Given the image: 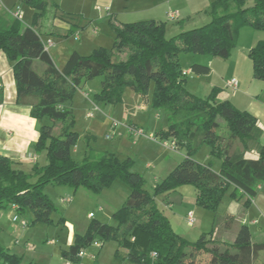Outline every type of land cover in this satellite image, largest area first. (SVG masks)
<instances>
[{"label":"trees","instance_id":"trees-1","mask_svg":"<svg viewBox=\"0 0 264 264\" xmlns=\"http://www.w3.org/2000/svg\"><path fill=\"white\" fill-rule=\"evenodd\" d=\"M20 1L35 9L33 20L24 26L22 20L0 10V51L13 62L17 103L31 106L33 118L49 120L42 123L33 145L35 151L46 152L47 164L33 167L37 179L32 181V174L14 167L9 157L0 155V211L16 205L18 214H31L34 222L51 223L56 206L44 192L48 184L100 192L115 179H122L131 192L124 205L112 214L115 224L92 219L86 233L77 234L70 249L62 253L69 261L79 264V253L97 239L102 245L114 239L119 243L118 255L125 249L122 253L130 261L141 264H255L264 252V240L254 241L247 224L239 227L233 242L222 241L214 236L215 231L221 225L228 226L231 219L216 215L213 229L197 241H190L173 229L156 198L191 184L197 191V203L217 211L231 185L236 188L232 196L242 191L239 199L246 197L248 206L264 183L263 130L257 118L236 108L230 100H218L216 88L206 98L191 93L185 85L188 75L183 74L179 59L181 52L229 58L242 27L264 31V0H212L206 10L209 22L171 37L167 36L165 21L117 24L111 19L113 47H99L88 55L73 51L62 69L45 50V40L38 29L40 18L57 4L53 0ZM83 22V17H78L76 24L60 35L70 37L78 28H87V22ZM249 55L254 76L264 80V39ZM190 67L197 75L211 70L207 64L194 63ZM99 76L104 80L95 99L113 104L122 101L126 88L147 93L154 82L153 107L169 115L167 129H161L156 136L173 137L176 148L187 151L186 157L156 184L153 194L145 188L143 175L132 171L131 158L123 160L113 152L92 149L82 160L72 155L79 138L74 131L73 95L83 81ZM219 119L225 122L227 132L222 130ZM58 124L61 131L55 134ZM232 139L239 140L242 149L232 150ZM205 144L210 155L220 160L219 171L195 159ZM249 151L257 152L258 158H247ZM140 236L147 241L144 250L131 244ZM22 261V256L11 253L0 242V264Z\"/></svg>","mask_w":264,"mask_h":264},{"label":"rangeland","instance_id":"rangeland-1","mask_svg":"<svg viewBox=\"0 0 264 264\" xmlns=\"http://www.w3.org/2000/svg\"><path fill=\"white\" fill-rule=\"evenodd\" d=\"M55 1L65 11L71 14L79 13L87 17L90 25L76 32L79 33L80 39L75 38V33L70 37H66L57 32L50 36L43 34L45 39L50 37L56 46H59V49H72L73 51L77 49L82 51L85 55L92 53L94 49L99 47H113L115 35L109 26V21L106 19L98 21V16H101L103 12L107 15L109 12L107 11L108 6L102 0ZM147 1L152 5L154 4V0H129L128 2L132 8L140 9L143 3ZM208 1L209 0H179L180 5L184 8L182 15L187 13L192 15L190 18L184 17L185 21L182 25L176 23L177 20L168 22L167 36L171 37L178 34V31H180L182 27L185 30H189L209 22L211 17L206 10L209 8L212 0H210V2ZM116 2L118 3V9L115 8L114 11H121L124 9L123 6L127 3L126 0H116ZM18 3L22 6L21 20L22 24H24V21L29 19V17L30 19L32 18V8L20 0H0L1 6L12 9H15V5ZM205 4L207 6H204ZM53 12H55L54 8L50 7L46 14H53ZM142 12L141 14H146L145 11ZM28 21L29 23L31 22V20ZM96 28L98 30L97 34L93 32ZM60 31L62 30H59V32ZM255 38L256 41L254 42L253 39ZM262 39H264V31L245 26L240 29L237 43L232 49L231 56L227 59L208 54L181 52L179 54V59L182 69L185 71H187L193 63H211V71L208 74L197 75L192 72L191 75H188L185 82L186 88L191 93L201 98L208 97L213 89L216 88L218 90V95L223 92L224 95L230 97V101L236 108L243 110L244 108L240 107H246L244 102H237V100V103L235 102L236 104L233 102L238 90L227 89L225 87V80L236 75L238 78L242 79L241 87L242 91L246 92V95L250 93L251 95H255V97L264 99V80L254 76L253 61L248 51L246 52V49H244V46L251 45V43H255L256 46ZM91 40L95 43L93 44L91 42V44H89ZM92 44L94 46H91ZM50 49L52 52L54 51L52 47ZM36 66L40 69V65ZM103 80V76L87 80L80 91L77 89L73 95L72 108L75 118L74 131L79 134L76 145L80 146V153L84 148H87V151L91 149L95 151H113L121 138L125 139L126 142L132 146V152V150L137 147V143L135 142L150 140L146 137L135 138L131 133H128L126 125L129 124L132 119L135 121H146L145 127L147 128L145 129L144 126L141 127L147 130L148 133H150L148 128L155 129L156 127V129L160 130L159 127H161V124H166L169 121V115L165 110L153 107L151 98L154 91V82H152L147 93H138L130 88H126L122 101L113 104L95 99L96 94L102 90ZM134 94H136L135 97L133 96ZM147 98H150L149 104L147 103ZM89 100H95L96 106L99 107V110L95 111V118L100 122H112V127L91 128L90 124L93 122V118H87L86 111L87 109L94 110L95 107L94 105H88V103H90ZM139 104L144 105L143 111L137 110V105ZM157 111L162 117L158 124L154 116L151 118V122L148 119L150 113L156 114ZM45 120V122L49 121L48 119ZM219 120L222 124V130L227 132L225 122L221 119ZM114 121L117 122L116 126H113ZM60 131L61 125L58 124L54 129V133L59 134ZM231 146L232 150L236 148L242 149L239 140L232 139ZM182 153H184V150ZM185 153H187L186 149ZM117 155L123 160L128 157L126 154H123V151L118 152ZM167 155L168 153L148 152L146 148L145 150L143 148H138L136 152L131 153V159L133 160L131 169L132 171L141 172L146 182L145 188L151 194L154 193L157 182L162 181L169 175L163 163V161H166ZM210 156V148L205 144L196 152L195 159L201 163H209L210 160L218 162L217 158L211 156L210 159ZM76 157H78V155H76ZM147 163L151 164L150 168H146ZM157 166L161 172H155ZM44 192L56 206V210L51 214V223L42 221L34 222L33 215L20 214V220L28 222L27 227H22L20 223L13 221L10 207L0 211V222L2 223V226L0 225V242L6 248L18 252H22V246L25 245L24 247L27 250L25 252L23 251L26 254L24 261L28 264L29 261L32 260V257L37 254H42V258L36 257L35 263L39 260L40 264H47L50 260V256L54 253L57 254L55 261H58L60 258L58 255L60 252V245H63V241L68 238L69 233L74 232L75 235H84L92 219L114 225L115 221L112 218V214L124 205L131 192V188L122 179H115L109 185L101 189L100 192H92L83 187L75 189L72 186L57 183L48 184ZM68 195H73L74 201L71 204L62 203V197H67ZM156 201L160 210L170 220L173 229L182 236L186 233L189 234V237L186 238L190 241H197L201 237L199 234H193L196 232L194 231L196 228V230L199 231V225L205 224L207 226L210 224V219L208 217L206 222L201 217V221L198 223L199 213H195V219L197 221L194 224H189L187 221L188 211L194 209V207L198 208L200 212L210 213V211H204L205 209L197 203V191L194 185H183L171 192L166 197V200L157 197ZM166 201H170L171 206ZM90 212L95 213L94 218L90 219L88 217ZM253 214L256 216L258 215L256 210H253ZM260 220L264 224V218H260ZM211 227L212 226H209L208 231L212 229ZM251 229L254 231L256 226H251ZM131 238L132 237L129 239ZM97 240L101 241L100 239ZM51 241H53V243H51ZM131 244L137 249H145L144 241L141 237H138V241ZM118 248H120L119 243L111 239L104 241L100 248L91 244L86 247L85 250L88 253L97 255L96 264H141L130 261L126 255L122 253L126 251L125 249H121V254L118 255ZM84 263L93 264L89 258H86Z\"/></svg>","mask_w":264,"mask_h":264},{"label":"crops","instance_id":"crops-1","mask_svg":"<svg viewBox=\"0 0 264 264\" xmlns=\"http://www.w3.org/2000/svg\"><path fill=\"white\" fill-rule=\"evenodd\" d=\"M102 1L108 6L107 11L109 12L107 13V15L104 14L103 12L101 16H98V21L100 20L102 21L104 19H106L107 21H110L112 19L117 24L129 23V22H135V21H144V20H155V21H165V22L172 21L173 22L174 20L169 19V14L172 12H178L179 16L176 19L177 20L176 23H179L180 25H182L184 24V21H185L184 17L190 18L192 15L188 13L182 15V11L184 8L180 5L179 0H154L153 5L147 1L143 3V6L140 7V9L132 8V6L128 2L129 0H126L127 3L125 6H123L124 9H122L121 11H118V10L114 11L115 8L118 9V3L116 2V0H102ZM189 1H192V0H189ZM53 2L56 3L55 0H53ZM208 2H210V0ZM15 6L16 8L20 7L22 10V6L20 3H18ZM204 6H207V5L205 4ZM51 7L54 8L55 12H53V14H45L38 21V29L40 30L42 35L46 34L50 36L51 34H54L56 32L60 34H65L73 25L76 24L78 17H83V21H84L83 24L87 22L88 26L90 25L89 21L87 20V17H85L84 15H81L79 13L71 14L70 12H67L64 9H62L58 4L56 7L55 6H51ZM0 10H3L1 5H0ZM32 11H33L32 18L30 19L29 17V19L24 21V26H28L31 24L33 20V15L35 13V9L32 8ZM142 11H145L146 14H141L143 13ZM141 18H145V19H141ZM28 20H31V22L29 23ZM80 29L82 28L81 27L78 28L76 32H79ZM59 30H62V31L59 32ZM182 30H185V29H183L182 27L180 31L178 32H181ZM93 32L97 34L98 33L97 28L94 29ZM43 38H44V35H43ZM48 39H51V38L50 37H48L47 39L44 38V40H48ZM78 39H80V37ZM253 41L255 42L256 38L253 39ZM91 42L93 44L95 43L94 41L91 40L89 41V44H91ZM93 44L91 46H94ZM254 46H255V43H251V45L249 44V45L244 46V49H246V52L248 51V53H250V50ZM52 48L54 51L52 52V50L49 49V53L53 61L55 62L56 66L59 69H62L66 61L68 60L69 56L72 54L73 50L72 49H59V46L58 45L56 46L55 43L52 46ZM76 51H78L82 55H85L82 51H79L77 49ZM207 65H209L211 68V63H207ZM187 71H190L189 75L192 74L191 67ZM231 78H237L239 80V88L233 99V102L235 103L236 100L237 102L239 101L244 102L246 107H240V108H244L243 110H248L250 113H252L257 118L259 126L263 130V133L261 136V142L264 145V99L260 97H255V95H251L250 93L246 95V92L242 91V87H241L242 79L238 78L236 75H234ZM231 78H228V79H231ZM228 79L225 80V87L227 89H231L226 86V81ZM84 85H85V81L82 82V85L80 86L78 91H80V89ZM133 96L135 97L136 94H134ZM218 100H231V99L227 95H224V93L222 92L218 95ZM95 103L96 101L93 100V101H90L88 105L92 106ZM147 103L148 104L150 103V98H147ZM137 110L143 111L144 105H141V104L137 105ZM89 111L90 109L89 110L87 109L86 117ZM153 116L158 124L162 118L160 113H158V111L156 114L150 113L148 117L150 122L152 121L151 118H153ZM45 121L46 120L35 119L31 116V106L19 105L17 103V85H16V81L14 77L13 62H11L7 58V56L5 55L3 51H0V155L9 157L13 161L14 167L21 169L28 174H32L31 176L32 181H35L37 179V176L33 175L34 173L33 167L36 164H38L41 167L47 164L46 152L39 153L35 151V149L33 148L34 143L39 138L40 127L42 123ZM145 122L146 121L144 122L142 120L135 121L134 119H132L130 123L126 125V129L128 130L127 128L128 125H134V126H139V127L144 126V128L146 129L147 127H145L146 126ZM111 123L109 121L100 122L94 116L93 122L90 124V126L91 128H96V127H104V128L107 127L108 128V127H112ZM168 124H169V121L166 124L164 123L161 124V127H159V129L166 130L168 127ZM148 129L150 133H153L155 135L160 131L156 129V127L155 129L154 128L153 129L148 128ZM128 133H130L129 130H128ZM158 139L160 140L159 142L158 141L152 142L151 140H146V141L144 140V142H135L136 141L135 140L134 142L137 143L136 144L137 147L134 148L132 152H136L138 148H143L144 150L146 148L148 152L168 153L166 157V161H163V163L165 165L164 167L166 168V172L170 173L186 157L185 149L182 147H179L177 149H169L162 145L161 141L172 142L174 141L173 137H169L167 139H161L160 137H158ZM131 147L132 146H130L126 142L125 139L121 138L120 141L114 147L115 149L109 152H113L117 155L118 152L123 151V154H126V156H128L127 158H132L131 157V153H132ZM183 150H184V153H182ZM87 152H88L87 148H84L83 150H81V153H80V146H77V145L72 148V155L77 160H82L87 154ZM76 155H78V157H76ZM245 156L247 158L257 159L258 153L255 151H249L245 154ZM210 159H211V156H210ZM217 161L218 162H215L214 160H210L209 163H203V164H211L215 171H219L221 162L218 159ZM160 164H161V161H160ZM150 167H151V164L147 163L146 168H150ZM155 172L156 173L161 172L158 169V166L155 169ZM235 189L236 188L234 185H231L229 187L227 193L225 194L222 201L220 202L217 211H212V210H208L204 208L205 209L204 211H210V213L200 212L199 209L195 207L194 209L190 210V211H193L194 215L195 213H199L198 223H200L201 217L205 220V222L207 221V217L210 219V224H208L207 226L205 224L199 225L200 226L199 231L196 230L197 229L196 228L194 230L196 232H194L193 234H197V235L199 234V236H201L202 234L209 233L213 229V223H214L215 216L219 215L221 217L228 216L231 219L230 224L228 226L221 225L218 229H216L214 236L218 237L220 240L233 242L236 238L239 227L243 224H247L250 227V229H251V226H256V229L254 231L251 229L254 241L264 240V224L260 220V218H264V183H262L259 186L257 195L253 199H250L251 202L248 206L245 205L246 197H243V199H239V197L242 195V191L240 190L238 191L237 197L232 196V193L235 191ZM168 195L169 194H164L160 196V198H162L163 200H166V197ZM62 198H70L71 201L66 202L69 204H71L74 201L73 195H68L67 197H62ZM166 202L171 206L170 201H166ZM9 207L14 217L17 211L14 208V206H9ZM253 210L257 211L258 217L255 214H253ZM90 213H94V212H90ZM0 225L2 226L1 222H0ZM209 226H212L211 227L212 229H210V231H208ZM76 235L74 232L69 233L68 238L65 241H63V245H60V252L58 253L60 257L59 260L55 261V257L57 256V254L54 253L50 256V260L47 264H68L69 259H67L62 253L70 249V246L75 241ZM184 236L185 238L186 237L188 238L189 234L186 233ZM140 237L143 239L144 246L146 247L147 246L146 238H144V236H140ZM51 243H53V241H51ZM24 246L25 245L22 246V252L12 251L9 248L7 249L11 253L22 256L23 257L22 264H28V263H25L24 261L26 257V254L24 252L27 250ZM41 255L42 254L34 255L32 257V260L29 261V264H40L39 260L35 263V259L36 257L42 258ZM96 263H97V258H96ZM255 264H264V252H261Z\"/></svg>","mask_w":264,"mask_h":264},{"label":"built area","instance_id":"built-area-1","mask_svg":"<svg viewBox=\"0 0 264 264\" xmlns=\"http://www.w3.org/2000/svg\"><path fill=\"white\" fill-rule=\"evenodd\" d=\"M2 9L5 10L8 14H10L11 16H13L14 18H17V19H20L21 20V17H22V10L20 7H17L15 9H12V8H7L5 6H2ZM179 14L178 12H172L169 14V19L170 20H176L178 18ZM75 38L78 39L79 38V33H76L75 34ZM45 50L46 51H49V49L54 45L53 41L51 39H48V40H45ZM183 74L186 76V75H189L190 74V71H183ZM226 86L228 88H231L233 90H238L239 88V80L237 78H231V79H228L226 81ZM95 109L94 110H90L88 113H87V117L88 118H93L95 116V111L96 110H99V107L96 106V104H93ZM117 122H113V126H116ZM129 132L135 137V138H139V137H146L152 141H160L158 139V137L153 134V133H148L144 128L142 127H139V126H134V125H128L127 126ZM162 145L165 146L166 148H169V149H177L176 146H175V142L172 141V142H168V141H161ZM63 203H66V202H70L71 199L70 198H62L61 200ZM14 208L16 209L17 211V206L14 205ZM95 216L94 213H90L89 214V217L90 218H93ZM13 221L14 222H18L20 223V226L22 227H27L28 226V222L25 221V220H20V214L16 213L13 217ZM187 221L189 224H194L196 222V219H195V215L193 213V211H190L188 212L187 214ZM134 240V238H133ZM93 244L96 246V247H102V242L99 241V240H96L93 242ZM153 256H156V253H153L152 254ZM79 257L81 258V261L79 262V264H85L84 263V260L86 258H89V260H91L93 263L95 262L96 258H97V255L94 254V253H88L85 249L82 250L80 253H79ZM68 264H75L71 261L68 262Z\"/></svg>","mask_w":264,"mask_h":264}]
</instances>
